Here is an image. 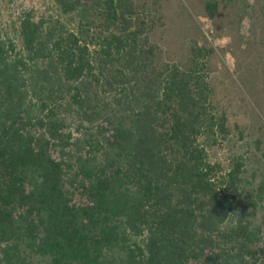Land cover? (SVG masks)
Returning <instances> with one entry per match:
<instances>
[{
  "label": "trees",
  "instance_id": "1",
  "mask_svg": "<svg viewBox=\"0 0 264 264\" xmlns=\"http://www.w3.org/2000/svg\"><path fill=\"white\" fill-rule=\"evenodd\" d=\"M150 15L50 0L0 25V264H264V179L213 159L209 55L164 61Z\"/></svg>",
  "mask_w": 264,
  "mask_h": 264
},
{
  "label": "rangeland",
  "instance_id": "2",
  "mask_svg": "<svg viewBox=\"0 0 264 264\" xmlns=\"http://www.w3.org/2000/svg\"><path fill=\"white\" fill-rule=\"evenodd\" d=\"M156 23L155 41L164 61L187 67L196 46L209 55L208 70L217 108L225 112L231 141L213 152L228 168L231 151L247 160L257 187L264 179V0H142ZM208 1L217 3L210 18ZM50 0H0V25L11 27L24 8L43 11ZM264 228V204L259 208Z\"/></svg>",
  "mask_w": 264,
  "mask_h": 264
}]
</instances>
